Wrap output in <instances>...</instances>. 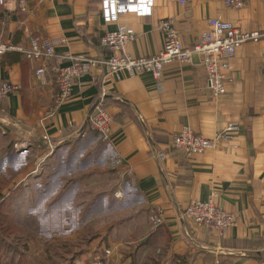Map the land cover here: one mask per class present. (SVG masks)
Wrapping results in <instances>:
<instances>
[{
	"label": "crops",
	"instance_id": "0c3cea01",
	"mask_svg": "<svg viewBox=\"0 0 264 264\" xmlns=\"http://www.w3.org/2000/svg\"><path fill=\"white\" fill-rule=\"evenodd\" d=\"M153 1L151 15L126 12L107 23L102 0H0V39L18 46L33 37L55 43L49 59L31 60L21 51L0 59V80L19 87L0 103V153L50 156L74 141L100 145L120 174L122 201L132 213L109 229V241L126 240L111 249V264H264V42H248L228 59L226 92L219 96L209 93L197 55L168 64L159 80L148 72L110 75L99 66L75 82L71 96L53 112L55 80L49 74L41 83L35 75L57 58L68 64V54L108 57L101 38L120 25L135 32L126 46L133 56L161 51L159 25L166 19L190 46L209 30L211 18L245 31L264 27V0H244L238 9L225 0ZM102 91L111 119L107 140L88 124ZM230 122L240 131L216 149L192 157L170 149L173 135L184 127L212 137ZM209 199L236 219L222 234L178 219L187 204ZM154 209L161 211L164 231L150 225ZM94 239L74 264H93L95 256L104 255Z\"/></svg>",
	"mask_w": 264,
	"mask_h": 264
},
{
	"label": "built area",
	"instance_id": "2783aa9c",
	"mask_svg": "<svg viewBox=\"0 0 264 264\" xmlns=\"http://www.w3.org/2000/svg\"><path fill=\"white\" fill-rule=\"evenodd\" d=\"M153 2V0H102V15L107 23L117 21L120 14L126 12L135 13L137 16L151 15ZM224 2L231 8L238 9L244 6V0ZM20 6L25 10L24 1ZM208 24L209 30L200 36L198 42L190 46L183 43L173 21L162 20L159 26L164 35L163 47L160 52L150 56H133L126 52L127 44L135 39V32L125 25H120L117 30L107 31L101 38L102 46L111 51L108 57L68 54L66 56L68 64L63 65L64 59L60 57L49 66L37 68L35 75L41 83L46 82L49 74H52L55 80L57 96L53 103V112L71 96L74 83L91 70H97L99 66L110 75L118 76L122 72L136 75L148 72L159 80L168 64L190 62L193 55H197L207 74L209 93L212 96H219L226 92L225 73L230 68L228 59L248 42H264V27L245 31L219 18H211ZM13 51H21L31 60L49 59L55 55V43L49 38L33 37L28 45L18 46L0 39V59ZM18 88L10 81L0 80V103L8 99ZM104 95L105 91H102L95 111L88 117V124L91 130L98 132L100 138L107 140L111 131V119L103 108ZM239 131L240 125L234 122L228 123L222 131L212 137L202 136L191 128L184 127L173 135L170 149L192 157L218 148L222 141L232 138ZM160 156L164 158L165 154ZM178 219L181 222H190L203 230H216L220 234L229 229L236 220L232 213L217 206L212 199L192 201L180 210ZM150 221L155 227L161 225L163 223L161 211L152 210ZM110 253L109 250H105L103 259H99V263L96 264H111Z\"/></svg>",
	"mask_w": 264,
	"mask_h": 264
},
{
	"label": "rangeland",
	"instance_id": "374dc122",
	"mask_svg": "<svg viewBox=\"0 0 264 264\" xmlns=\"http://www.w3.org/2000/svg\"><path fill=\"white\" fill-rule=\"evenodd\" d=\"M107 158L100 145L78 141L57 147L50 156L38 151L0 153V184L6 186L3 180L9 183L6 190L15 184L22 189L13 205L18 231L11 243L18 254L15 258L12 251L3 254L4 263L24 259L26 264H68L69 255L50 246L57 239L67 240L76 250L88 248L96 238L101 250L110 252L126 242L124 236L116 237L118 244L108 238L112 224L124 222L132 213L122 201L120 174ZM102 253L91 262L99 263Z\"/></svg>",
	"mask_w": 264,
	"mask_h": 264
},
{
	"label": "trees",
	"instance_id": "16d2710c",
	"mask_svg": "<svg viewBox=\"0 0 264 264\" xmlns=\"http://www.w3.org/2000/svg\"><path fill=\"white\" fill-rule=\"evenodd\" d=\"M2 182L6 186L0 184V264H7L4 263L2 260L3 254L12 251L14 252V258L15 255L18 254L17 246L13 247L11 243L13 242L12 241L13 235L18 231V226L16 222L18 216L14 211L13 205L15 204L16 197L20 194L22 189L15 184L14 188H8V190H6L7 185L9 183L6 184L7 181H3V180ZM159 227L163 229L162 224L157 226V228ZM50 246L55 251H58L60 249L61 251L69 255L68 257L70 259L68 261V264H74V261L78 257V255L84 253L87 250V247L73 250V248L71 249L67 245V240L62 241L61 239L53 240L52 243H50ZM15 264H26V262L24 259H19L17 260V262H15Z\"/></svg>",
	"mask_w": 264,
	"mask_h": 264
}]
</instances>
